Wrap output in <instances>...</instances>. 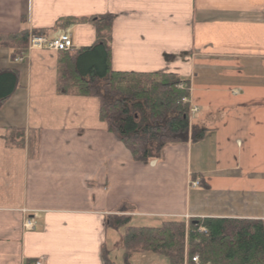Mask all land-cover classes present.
I'll use <instances>...</instances> for the list:
<instances>
[{
  "label": "crops",
  "instance_id": "1",
  "mask_svg": "<svg viewBox=\"0 0 264 264\" xmlns=\"http://www.w3.org/2000/svg\"><path fill=\"white\" fill-rule=\"evenodd\" d=\"M106 15L112 71L189 81L197 113L188 142L134 162L99 121L98 99L57 94L58 53L30 50L16 61L0 48V71L17 77L0 105V264H102L110 250L122 257V230L105 228L114 216L130 226L264 220V0H0V35L66 32L75 52L93 44L94 27L59 30L56 21ZM251 72L257 94L248 91ZM9 127L24 129L23 149L5 147ZM195 127L206 133L192 143ZM138 257L129 264H165Z\"/></svg>",
  "mask_w": 264,
  "mask_h": 264
},
{
  "label": "trees",
  "instance_id": "2",
  "mask_svg": "<svg viewBox=\"0 0 264 264\" xmlns=\"http://www.w3.org/2000/svg\"><path fill=\"white\" fill-rule=\"evenodd\" d=\"M111 15L97 18H62L54 29L91 24L95 39L90 47L60 52L56 65V92L61 96L93 97L99 101L98 119L108 133L128 151L132 161L149 163L160 158L167 145L189 139V81L173 73L114 72L110 68ZM34 36L45 32L31 31ZM27 30L0 35V48L12 50L11 58L27 48ZM12 71H0V105L16 87ZM206 130L193 128L190 141L203 139ZM8 149H23L25 131L6 128ZM194 180V178H192ZM105 228L122 230L124 264L137 255L151 254L165 264H184L197 256L199 264H264V220L204 218L164 219L155 226H130L129 218L106 219ZM102 264H113L106 252Z\"/></svg>",
  "mask_w": 264,
  "mask_h": 264
},
{
  "label": "built area",
  "instance_id": "3",
  "mask_svg": "<svg viewBox=\"0 0 264 264\" xmlns=\"http://www.w3.org/2000/svg\"><path fill=\"white\" fill-rule=\"evenodd\" d=\"M72 47L71 41L68 36L61 35L57 39L48 40L46 38L41 37H31L29 39V49H45L49 51H68ZM24 228L26 230H30L33 228V223L26 221L24 223ZM191 261L197 264V258L194 257ZM36 264H41L40 262Z\"/></svg>",
  "mask_w": 264,
  "mask_h": 264
},
{
  "label": "rangeland",
  "instance_id": "4",
  "mask_svg": "<svg viewBox=\"0 0 264 264\" xmlns=\"http://www.w3.org/2000/svg\"><path fill=\"white\" fill-rule=\"evenodd\" d=\"M258 74V73H257ZM254 75V72L252 73L251 72V74H249L247 77H250L251 79H249V80H247V81H249V83H250V85L252 86V87H250V89L248 90V91H251V93H253V94H257L258 93V91H260L261 90V88H259L260 86L258 85V78H256L255 76H253ZM230 90L231 89H239L238 88V86L237 85H234V84H232L231 86H229L228 87ZM242 90V89H241ZM244 91H246L247 92V89L245 90L244 89ZM226 94H229V91L228 90H226ZM122 236H120V238H121ZM120 241H121V239H120ZM120 241L117 243V245H116V248L117 247H121V245H120ZM109 245H110V243H109ZM111 246V245H110ZM119 247V248H120ZM115 248V247H114ZM110 249V248H109ZM106 255H108V258L111 260V261H113V263L114 264H124V262H123V259H122V257H121V253L119 254V252H113V251H109ZM136 258V259H135ZM134 259L135 260H138L140 257H135Z\"/></svg>",
  "mask_w": 264,
  "mask_h": 264
}]
</instances>
